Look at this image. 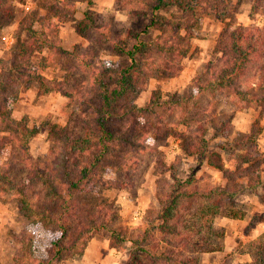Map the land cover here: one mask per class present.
<instances>
[{"label":"trees","instance_id":"16d2710c","mask_svg":"<svg viewBox=\"0 0 264 264\" xmlns=\"http://www.w3.org/2000/svg\"><path fill=\"white\" fill-rule=\"evenodd\" d=\"M83 1L86 7L92 5V0ZM125 3L131 16L147 20L142 29H130L114 37L108 25L95 23L92 12L86 10L78 34L85 37L86 31H91L95 37H85L87 45L74 55L63 48L60 40L53 43L58 25L74 17V0H34L35 6L28 9L27 18L17 30L27 35L28 42L17 37L10 57L0 59V154L5 148L19 151L29 174L18 184L0 167V189L14 196L29 224L53 229L58 235L50 243L48 255L36 258L32 236L23 233L17 239L13 264H59L81 257L93 235L106 231L115 250L130 244L133 255L129 264H197L202 254L221 249L217 241L223 233L215 228V219L243 218L242 212L233 209V203L225 213L222 204L223 199L232 201L240 192V181L252 191L260 189L259 202L264 208V181L259 174L264 156L257 157L256 141L261 133L258 122H253L250 133L241 134L231 146L218 148L227 155L225 161L210 147L214 137L207 138L210 123L217 115L213 105L217 94L236 98V111H264V27L234 26L232 12L227 9L231 0ZM259 4L260 0H254V12ZM169 9L177 10L179 15L166 17L161 13ZM200 14L225 24L215 44L217 56L204 70L206 81L198 77L195 82L197 95L206 94L207 101L192 113L182 109L186 98L164 102L167 111L174 107L178 111L175 120L167 122L156 112L161 104L158 93H153L143 107L137 106L135 99L146 90L150 79L180 75L181 61L189 52ZM151 33H157L155 39L143 38ZM100 47L125 57L127 63L115 68L100 65ZM45 52L60 58L71 56L77 64L63 68L62 79L50 80L44 76L50 66L49 55L38 62L33 59ZM30 80L37 83L38 96L57 93L77 105L63 126H51L47 135L51 161L44 166H39L30 154L29 142L38 130L12 115V105L23 84ZM243 81H252L253 87L244 89ZM220 126L224 129L219 135L225 132L226 124ZM169 137L178 141L183 154L196 158L195 166L184 180L171 176V184L157 200L154 216L144 217L135 237L127 238L124 232L112 228L118 213L104 192L127 189L132 183L136 167L128 159L129 152H145L150 139L156 147L158 139ZM204 164L221 173L224 188L202 190L196 186L195 174ZM246 246L240 254L249 256L250 264H264V233Z\"/></svg>","mask_w":264,"mask_h":264},{"label":"rangeland","instance_id":"374dc122","mask_svg":"<svg viewBox=\"0 0 264 264\" xmlns=\"http://www.w3.org/2000/svg\"><path fill=\"white\" fill-rule=\"evenodd\" d=\"M92 0V5L86 7L83 0H74L76 11L74 17L58 25V33L53 39L56 44L60 40L61 44L68 53L74 55L81 53V48L87 45L85 37L94 38L91 31H86V36L81 37L78 34V24L83 19L86 10L92 12L95 23L102 22L108 25L114 37L119 34H125L126 31L134 29L140 31L146 24L144 18H136L129 13L127 0ZM258 2V0H257ZM254 0H231V5L227 6L228 12H232L234 17V26L243 27H264V0H260L257 12L253 10ZM256 5V3H255ZM34 0H0V52L4 51L1 60L10 57L11 46L16 43L19 37L22 42H28L27 35L18 34V26L26 19L29 8L33 9ZM28 8V9H27ZM164 16L170 14L175 16L179 12L175 9L164 10L161 12ZM229 20H225L227 23ZM34 26V25H33ZM225 24L207 14L198 15V24L196 25L193 36L190 39V48L188 54L182 59V72L176 79L164 78L162 76L150 79L145 91L141 92L135 99V104L139 107L145 106L153 93H158L160 97V106L156 112L159 116H164L167 122L175 120L177 115L176 107L169 112L164 102L170 99L186 98L181 106L183 110L197 112L204 106L207 96H198L195 82L199 77L201 82L206 81L204 70L210 61H214L215 44L223 32ZM61 35L64 36L61 38ZM157 33H151L143 36L146 40H153ZM98 62L104 67H117L127 63L125 57L116 55L108 47L99 48ZM54 50V49H53ZM50 63L44 75L48 79L60 80L65 76L63 68H74L77 64L75 58L65 55L60 58L56 54H38L33 57L38 62L42 56H48ZM200 82V80H199ZM252 81H243V88L251 87ZM257 83V80L253 81ZM37 83L33 80L23 84L22 90L27 93L31 89L35 92ZM253 87V86H252ZM45 98L37 100L32 104L29 110L21 111L20 106L12 107L13 118L17 121H23L27 127L38 130V133L30 140V154L39 166L49 164L51 157L49 155L50 142L48 132L52 125L63 126L66 123L69 113L76 110L77 105L74 101L64 98L56 93L44 95ZM38 97V96H37ZM192 97V99H190ZM193 97H196L193 99ZM190 99V100H189ZM215 109L217 115L213 118L207 138L210 140V147L213 151L221 154L222 160H226V154L218 150L219 147H229L236 139L241 138V132L235 129L233 116L236 111V98H230L229 94H217ZM17 110V112H15ZM243 112V111H240ZM254 112L251 122H258L260 129L264 128V111L258 109ZM46 113V114H45ZM241 122V121H240ZM244 122V121H242ZM221 124H226L225 132L218 134L220 129H224ZM251 128V127H250ZM217 134V135H216ZM261 134V133H260ZM260 135H258L257 139ZM150 139L149 147L145 152H129L128 159L135 162V174H131V184L127 189H110L104 192V195L116 206L118 213L117 221L112 228L121 230L127 238H133L137 234V228L141 226L143 218L154 216L157 210V200L163 195L167 187L171 184V176L184 180L190 174V169L195 166L196 158L183 154L179 148L178 141L172 138L158 139L157 146H153ZM261 151V152H260ZM257 149V157L264 156V150ZM133 162V163H134ZM0 167L10 173L12 178L18 184L24 182L28 171L24 168L19 151L12 148H5L0 154ZM260 171V169H259ZM130 178V179H131ZM196 186L205 190L211 187L224 188L225 181L221 173L204 165L195 174ZM240 192L232 201L223 199L224 213L232 208L230 203L234 204V210H239L244 214L242 219H231L227 217H218L215 219L214 226L222 231L223 236L217 241L221 245L219 251L208 252L206 256L202 254L197 264H250L249 256L240 254L241 249H246L247 244L254 238L255 229L261 223L264 224V208L259 202L260 189L250 190L245 181L239 182ZM27 233L32 236L34 245V255L36 258H44L48 255L50 243L58 235L53 229H44L39 225H31L21 215L17 202L11 193L0 189V264H13V258L17 253V239ZM93 237L99 240H108L109 232L95 234ZM157 237V236H155ZM229 249L225 250V244ZM110 244V241H109ZM111 249L117 252L119 264H129L132 257V248L127 242L122 250H115L111 244ZM215 252V253H214ZM217 252H220L218 254ZM214 253V254H213ZM145 254H140L143 257ZM81 257L68 258L59 264H79ZM203 259V260H202Z\"/></svg>","mask_w":264,"mask_h":264},{"label":"crops","instance_id":"0c3cea01","mask_svg":"<svg viewBox=\"0 0 264 264\" xmlns=\"http://www.w3.org/2000/svg\"><path fill=\"white\" fill-rule=\"evenodd\" d=\"M63 37L64 36L61 35V38H63ZM63 44H64V42H63ZM63 44H62V46H63ZM3 54H4V51H1L0 52V58H1V56ZM174 79H176V78H174ZM58 95H60V94H58ZM37 96H38L37 95V87L35 89V92L33 91V89H31L29 93H27V90L23 91L21 89L20 93H19V96H18V99H17L16 103H14L12 105V107L13 106H20V109L23 112L25 110H29V108L32 107V104L34 102H37V100H40L42 98H45L44 95L43 96H38V97ZM15 112H17V110ZM233 117L234 118H233L232 122H233V124L235 126V129L238 132H241V134L250 133L251 122H252L253 117H254L253 110H244L243 112H239L238 111V113H236V115L233 116ZM242 121H244V122H242ZM259 135L260 136H259V138L257 139L256 142H257V149L260 151L261 148L264 150V128L261 129V134H259ZM204 165L208 166L207 164H204ZM208 167L212 168L210 166H208ZM212 169H214V168H212ZM214 170H216V169H214ZM259 174H260L261 181H264V167H260ZM255 232L256 233L254 234V237H256L259 234L263 233L264 232V224L261 223L260 225H258L256 227V229H255ZM224 244H225V248L224 249L225 250L229 249V246H227V243L225 242ZM217 253L220 254V252H217ZM208 254L205 253L204 256H206ZM118 258L119 257H118L117 252L114 251L113 249H111L108 240H99L96 237H92L87 243V246L85 248L84 254L80 258L79 264H119V259Z\"/></svg>","mask_w":264,"mask_h":264},{"label":"built area","instance_id":"2783aa9c","mask_svg":"<svg viewBox=\"0 0 264 264\" xmlns=\"http://www.w3.org/2000/svg\"><path fill=\"white\" fill-rule=\"evenodd\" d=\"M28 9V8H27Z\"/></svg>","mask_w":264,"mask_h":264}]
</instances>
